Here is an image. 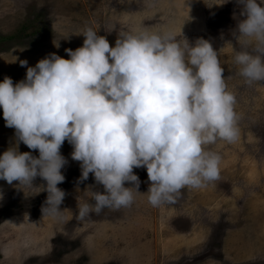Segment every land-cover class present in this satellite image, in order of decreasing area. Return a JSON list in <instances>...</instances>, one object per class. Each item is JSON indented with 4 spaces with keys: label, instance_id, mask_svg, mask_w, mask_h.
<instances>
[{
    "label": "clouds",
    "instance_id": "obj_1",
    "mask_svg": "<svg viewBox=\"0 0 264 264\" xmlns=\"http://www.w3.org/2000/svg\"><path fill=\"white\" fill-rule=\"evenodd\" d=\"M236 3L234 64L245 84L264 81V0ZM98 29L85 26L74 33L83 42L65 48L67 59L49 53L27 66L22 80H0V113L14 129L12 144L0 152V180L45 191L41 213L53 219L63 211L65 192L57 185L65 179V141L79 162L77 186L91 173L103 188L89 187L76 197V218L82 220L133 203L141 193L134 167L146 169L150 205L175 202L182 189L218 178L221 157L207 146L238 137L235 95L208 40L190 43L168 30L117 29L110 46ZM21 142L38 155L19 151ZM37 176L43 185H33Z\"/></svg>",
    "mask_w": 264,
    "mask_h": 264
},
{
    "label": "rangeland",
    "instance_id": "obj_2",
    "mask_svg": "<svg viewBox=\"0 0 264 264\" xmlns=\"http://www.w3.org/2000/svg\"><path fill=\"white\" fill-rule=\"evenodd\" d=\"M204 2L0 0V37L8 38L0 39V80H22L26 67L49 53L67 59L65 48L82 45L83 36L74 33L85 26L99 28L110 46L117 29L168 30L180 40L203 38L212 44L239 117L234 142L207 146L221 157L218 178L182 189L173 203L150 205L146 169L134 167L141 193L130 206L77 219L76 197L89 187L103 188L91 173L77 186L79 162L71 159L67 141L60 148L67 160L61 169L65 179L57 185L65 192L60 218L42 216L47 193L39 187L22 190L16 181L0 180V264H264V81L245 84L234 64L236 0L211 7ZM13 140L14 129L0 113V152ZM19 151L38 155L22 142ZM44 183L38 176L33 180L34 186Z\"/></svg>",
    "mask_w": 264,
    "mask_h": 264
},
{
    "label": "trees",
    "instance_id": "obj_3",
    "mask_svg": "<svg viewBox=\"0 0 264 264\" xmlns=\"http://www.w3.org/2000/svg\"><path fill=\"white\" fill-rule=\"evenodd\" d=\"M0 39H8V38H3V37H0Z\"/></svg>",
    "mask_w": 264,
    "mask_h": 264
}]
</instances>
